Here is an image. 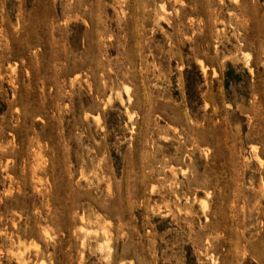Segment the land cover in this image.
<instances>
[{
  "label": "rangeland",
  "instance_id": "1",
  "mask_svg": "<svg viewBox=\"0 0 264 264\" xmlns=\"http://www.w3.org/2000/svg\"><path fill=\"white\" fill-rule=\"evenodd\" d=\"M0 264H264V0H0Z\"/></svg>",
  "mask_w": 264,
  "mask_h": 264
},
{
  "label": "bare ground",
  "instance_id": "2",
  "mask_svg": "<svg viewBox=\"0 0 264 264\" xmlns=\"http://www.w3.org/2000/svg\"><path fill=\"white\" fill-rule=\"evenodd\" d=\"M127 89V88H126Z\"/></svg>",
  "mask_w": 264,
  "mask_h": 264
}]
</instances>
